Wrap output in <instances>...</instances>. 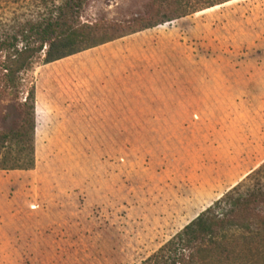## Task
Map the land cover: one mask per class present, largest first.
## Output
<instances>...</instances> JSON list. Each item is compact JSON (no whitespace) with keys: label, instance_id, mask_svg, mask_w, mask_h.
Returning a JSON list of instances; mask_svg holds the SVG:
<instances>
[{"label":"rangeland","instance_id":"obj_1","mask_svg":"<svg viewBox=\"0 0 264 264\" xmlns=\"http://www.w3.org/2000/svg\"><path fill=\"white\" fill-rule=\"evenodd\" d=\"M155 2L90 0L81 21L131 22ZM49 77L61 98L50 118ZM5 86L0 64V131L31 91L37 129L34 170L0 171V264H185V228L264 184V0L226 2L52 67L41 57L16 92Z\"/></svg>","mask_w":264,"mask_h":264},{"label":"trees","instance_id":"obj_2","mask_svg":"<svg viewBox=\"0 0 264 264\" xmlns=\"http://www.w3.org/2000/svg\"><path fill=\"white\" fill-rule=\"evenodd\" d=\"M89 1L0 0V64L7 91L16 92L20 76L41 57L44 65L54 64L233 0H156L146 18L92 25L81 21ZM13 111V125L0 131V171H31L36 164V92ZM181 237L191 249L185 264L250 263L264 254V184L226 195Z\"/></svg>","mask_w":264,"mask_h":264},{"label":"crops","instance_id":"obj_3","mask_svg":"<svg viewBox=\"0 0 264 264\" xmlns=\"http://www.w3.org/2000/svg\"><path fill=\"white\" fill-rule=\"evenodd\" d=\"M151 31H153V30H151ZM147 32H150V31H147ZM144 33H146V32H144ZM141 34H143V33H141ZM138 35H140V34H138ZM135 36H137V35H135ZM132 37H134V36H132ZM132 37H129V38H132ZM125 39H128V38H125ZM122 40H124V39H122ZM119 41H121V40H119ZM116 42H118V41H116ZM116 42H114V43H116ZM114 43H111V44H114ZM108 45H110V44H108ZM108 45H105V46H108ZM102 47H104V46H102ZM62 61H64V60H62ZM62 61L56 62L54 64H50L47 66L52 67V66H55L56 64H59ZM59 79H60L59 77H49L47 79V81H45L43 83L44 86L42 88V108H43V113L46 116H48V118H50V116L54 115L55 109L59 110V108L61 107V98L59 95H55V92L59 91V90H58V88H54V86H53L55 84H59V82H58ZM71 106L74 110L77 109V99L73 100V103Z\"/></svg>","mask_w":264,"mask_h":264}]
</instances>
